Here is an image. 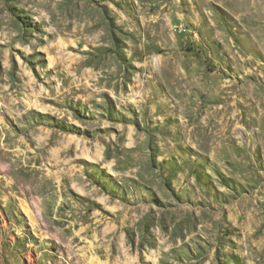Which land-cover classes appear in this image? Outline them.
I'll return each instance as SVG.
<instances>
[{
  "label": "rangeland",
  "instance_id": "1",
  "mask_svg": "<svg viewBox=\"0 0 264 264\" xmlns=\"http://www.w3.org/2000/svg\"><path fill=\"white\" fill-rule=\"evenodd\" d=\"M0 264H264V0H0Z\"/></svg>",
  "mask_w": 264,
  "mask_h": 264
}]
</instances>
